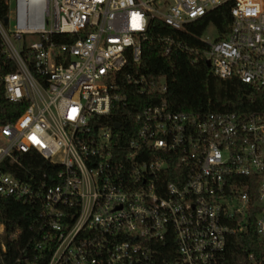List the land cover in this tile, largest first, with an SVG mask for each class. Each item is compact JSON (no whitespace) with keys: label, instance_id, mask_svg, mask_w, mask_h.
Returning a JSON list of instances; mask_svg holds the SVG:
<instances>
[{"label":"built area","instance_id":"built-area-1","mask_svg":"<svg viewBox=\"0 0 264 264\" xmlns=\"http://www.w3.org/2000/svg\"><path fill=\"white\" fill-rule=\"evenodd\" d=\"M6 1L15 69L0 88L27 104L0 123V197L34 215L26 229L0 223V264H222L251 212L264 246V110H174L159 97L167 74H122L154 18L182 29L228 3L226 33H203L202 49L159 35L162 52L200 53L219 77L264 88V0ZM67 33L76 39L53 40ZM135 92L148 101L130 110L137 126L123 142L122 123L103 118ZM32 151L57 165L18 176L11 167Z\"/></svg>","mask_w":264,"mask_h":264},{"label":"trees","instance_id":"trees-1","mask_svg":"<svg viewBox=\"0 0 264 264\" xmlns=\"http://www.w3.org/2000/svg\"><path fill=\"white\" fill-rule=\"evenodd\" d=\"M9 5L6 0H0V19L4 22L8 16ZM231 16L229 5L223 4L210 11L207 15L189 22L185 28L174 29L160 18H154L149 28V37L143 42V53L140 62L130 59L122 70V74L146 73L148 75L167 74L168 90L159 95L166 99L174 110H234L239 113L264 110V88L257 89L247 82L237 78H221L212 71L207 59L200 53H190L183 48L176 49L170 56L162 52V42L159 35L174 33L191 46L202 49L206 43L201 36L210 23H214L224 34L229 30ZM76 34H55L53 40L58 43L74 41ZM0 33V73L4 74L15 69L13 60L4 51ZM195 56H197L196 59ZM134 101V105L132 101ZM148 101L147 96L133 93L130 95V106H118L103 120L109 123L121 122V140L124 142L135 134L129 132V127L136 129L130 110L138 109L140 104ZM24 101H10L0 88V123L14 119L26 108ZM25 167H11L18 175L29 177L27 169H36L39 173L49 169L52 164L38 152L26 154ZM180 168L176 163L170 170ZM167 178H173L170 174ZM34 215V208L12 197H0V223L6 224L7 230L17 227L27 228ZM9 251L13 244L8 241ZM1 251V244H0ZM254 257L251 258L250 254ZM222 264H264V246L259 241L256 231V218L251 212L245 229L228 235L225 257Z\"/></svg>","mask_w":264,"mask_h":264},{"label":"rangeland","instance_id":"rangeland-1","mask_svg":"<svg viewBox=\"0 0 264 264\" xmlns=\"http://www.w3.org/2000/svg\"><path fill=\"white\" fill-rule=\"evenodd\" d=\"M11 5L13 6L14 5V0H11ZM13 20H10L9 23H4L5 24V27L6 28H12L13 27ZM204 36L205 37H209L211 38L212 40H215L216 38L220 37L221 34L220 32L218 31L216 25L214 23H210L206 29V31L204 32ZM29 41H34L37 39L36 36L34 35H29Z\"/></svg>","mask_w":264,"mask_h":264},{"label":"water","instance_id":"water-1","mask_svg":"<svg viewBox=\"0 0 264 264\" xmlns=\"http://www.w3.org/2000/svg\"><path fill=\"white\" fill-rule=\"evenodd\" d=\"M5 21H8L7 16L5 17ZM207 63H208V65H211V62L209 60L207 61ZM115 125H116V127H119L121 125V122H116Z\"/></svg>","mask_w":264,"mask_h":264}]
</instances>
